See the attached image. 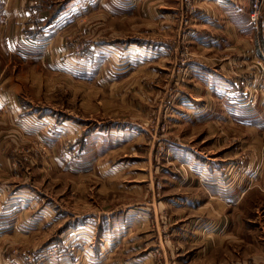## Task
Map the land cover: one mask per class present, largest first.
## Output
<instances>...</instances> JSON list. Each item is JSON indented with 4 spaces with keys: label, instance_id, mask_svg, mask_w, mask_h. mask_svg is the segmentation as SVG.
<instances>
[{
    "label": "rangeland",
    "instance_id": "obj_1",
    "mask_svg": "<svg viewBox=\"0 0 264 264\" xmlns=\"http://www.w3.org/2000/svg\"><path fill=\"white\" fill-rule=\"evenodd\" d=\"M254 1L90 0L56 62L8 66L0 264H264V179L209 197L264 155Z\"/></svg>",
    "mask_w": 264,
    "mask_h": 264
},
{
    "label": "crops",
    "instance_id": "obj_2",
    "mask_svg": "<svg viewBox=\"0 0 264 264\" xmlns=\"http://www.w3.org/2000/svg\"><path fill=\"white\" fill-rule=\"evenodd\" d=\"M88 1L90 0H0V114L3 120L7 116L9 118L11 111L14 114L23 113V102L17 86L14 81L7 80L8 66L17 60L23 63L40 61L48 65L56 62L58 58L49 55L58 47L60 33L65 28L63 25L73 22L79 7ZM239 10L247 19V12L242 7ZM263 156L262 153L257 155L256 162L252 164L248 162V158L237 159L238 164L244 167L243 177L240 176L237 182L233 181L232 186L230 184L227 189L211 188L210 199L217 203L230 202L235 199L238 191L241 192L236 198L239 200L241 194L252 187H248L251 179H264ZM215 177L219 183H225L223 175L213 178ZM235 178L228 176V183Z\"/></svg>",
    "mask_w": 264,
    "mask_h": 264
},
{
    "label": "built area",
    "instance_id": "obj_3",
    "mask_svg": "<svg viewBox=\"0 0 264 264\" xmlns=\"http://www.w3.org/2000/svg\"><path fill=\"white\" fill-rule=\"evenodd\" d=\"M259 7V0H255L254 1V5H253V8H254V11H253V14L251 15L253 18L256 16L257 14V8Z\"/></svg>",
    "mask_w": 264,
    "mask_h": 264
}]
</instances>
